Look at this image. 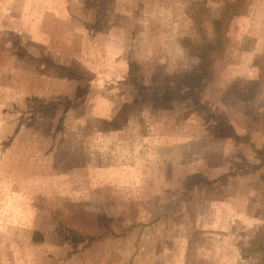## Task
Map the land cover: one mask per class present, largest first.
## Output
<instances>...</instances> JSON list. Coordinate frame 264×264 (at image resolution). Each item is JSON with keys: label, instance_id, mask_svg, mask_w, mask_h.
I'll return each instance as SVG.
<instances>
[{"label": "rangeland", "instance_id": "374dc122", "mask_svg": "<svg viewBox=\"0 0 264 264\" xmlns=\"http://www.w3.org/2000/svg\"><path fill=\"white\" fill-rule=\"evenodd\" d=\"M229 1L0 0V264L262 263L264 0L188 85Z\"/></svg>", "mask_w": 264, "mask_h": 264}, {"label": "trees", "instance_id": "16d2710c", "mask_svg": "<svg viewBox=\"0 0 264 264\" xmlns=\"http://www.w3.org/2000/svg\"><path fill=\"white\" fill-rule=\"evenodd\" d=\"M241 5V0H232L229 2H225L224 6L221 8L220 13L218 15V18H216L213 22L214 28H215V36L214 40L205 42L204 46L202 47L199 57L201 59V62L199 64V71L193 74V78L189 80V87L192 93H195V90L197 89V85L207 81L211 77V69H210V55L212 53L216 54L219 52L222 46V31L227 25L228 20L234 15L236 9ZM197 75V76H196ZM196 76V77H195ZM176 92L171 90H166L163 92V95L165 96V101L171 100L174 98ZM87 94V90H82L81 95L85 97ZM124 108L125 103H123L120 108L116 110V112L113 114L110 120H119L122 116H124ZM211 119L217 121L218 117L216 116L211 117ZM233 137H236V135H233ZM196 175H189V177H186V183L187 187H192L195 183L199 182L201 179L196 178ZM111 222V217L106 214L104 210L100 209H94V210H84L82 212V224L84 226H87L88 228H93L94 230L98 231L97 235H80L78 234H72V237L74 240L78 241L79 239H86V243H91L94 240H98L101 236H103L106 233L111 232V229L109 227ZM264 227V225H263ZM262 234V232H257L256 237H250L247 241L248 246L252 251L261 252L263 255V261L261 264H264V238L259 237ZM258 237V238H257ZM97 238V239H96ZM257 238V239H256ZM84 248V247H81ZM80 249H75L74 252H71L69 255H67L66 258L62 259L67 264H71L75 258L81 257L83 253H81Z\"/></svg>", "mask_w": 264, "mask_h": 264}]
</instances>
